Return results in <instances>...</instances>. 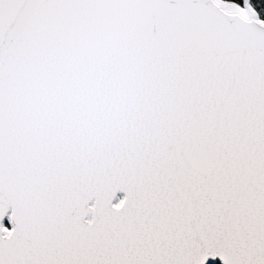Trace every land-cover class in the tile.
Here are the masks:
<instances>
[{"label":"snow or ice","instance_id":"snow-or-ice-1","mask_svg":"<svg viewBox=\"0 0 264 264\" xmlns=\"http://www.w3.org/2000/svg\"><path fill=\"white\" fill-rule=\"evenodd\" d=\"M0 264H264V0H0Z\"/></svg>","mask_w":264,"mask_h":264}]
</instances>
